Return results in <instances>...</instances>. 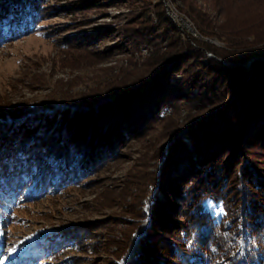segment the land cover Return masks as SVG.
I'll return each mask as SVG.
<instances>
[{"label":"rangeland","instance_id":"374dc122","mask_svg":"<svg viewBox=\"0 0 264 264\" xmlns=\"http://www.w3.org/2000/svg\"><path fill=\"white\" fill-rule=\"evenodd\" d=\"M10 1H5V8L14 6ZM33 1L38 14L31 28L11 37L0 34V123L11 119L8 112L14 108L36 112L40 107L46 111L81 105L96 109L97 104L113 108L114 96L146 85L173 53L186 51L183 41L194 39L207 46L205 59L221 60L217 53L232 59L264 48V42L254 40L264 33V0ZM213 45L217 53L210 49ZM251 61L243 65L249 67ZM175 87L168 92L170 104L165 97L158 99L157 107L158 102L152 103L150 110L138 113L136 109L130 131L115 145L98 146L96 155L83 156V168L75 170L80 177L70 180L64 172L62 184L52 185L50 191L0 209L4 217L0 232L6 233L0 237V255L15 245L18 251L12 257L19 256L46 237L50 244L62 245L49 264H123L128 260V253L143 239L142 232L136 231L143 209L150 212L155 194L163 197L158 188L173 133L187 131L224 103L213 97L196 105L199 99L188 100L184 90ZM48 138L23 145L24 154L33 151L31 160L41 161L44 170ZM78 143L71 144L85 151ZM251 152L261 168L258 159L264 161V148ZM206 206L217 219L221 217L220 203L207 200ZM168 250L166 243L162 252ZM159 259L155 252L150 264L155 260L159 264Z\"/></svg>","mask_w":264,"mask_h":264},{"label":"trees","instance_id":"16d2710c","mask_svg":"<svg viewBox=\"0 0 264 264\" xmlns=\"http://www.w3.org/2000/svg\"><path fill=\"white\" fill-rule=\"evenodd\" d=\"M5 1L9 0H0V34L11 37L30 29L38 14L34 1L11 0L15 3L9 9ZM254 40L264 42V33L259 41ZM190 41H181L186 51L173 53L146 85L114 96L113 108L97 104L96 109L83 105L53 111L40 107L37 112L28 107L10 109L11 119L0 123V147L5 149L0 156V209L50 191L52 185L62 184L65 173L70 180L80 177L75 170L83 168V156L96 155L98 146L115 145L130 131L135 115L150 110L159 98L166 97L164 102L170 104L168 92L177 85L176 90L181 87L188 100L201 101L196 105L211 102L213 97L224 103L189 125L187 131L173 133L158 188L163 197L155 194L150 212L143 209L136 230L143 239L122 263L150 264L156 252L159 264H264V161L258 159L263 164L258 167L251 152L264 148V48L228 59L215 52L218 48L213 45L209 48L221 60L214 56L205 59L208 47ZM247 61H251L249 67L243 65ZM136 109L140 111L136 113ZM46 137H50L44 143L49 159L44 170L41 161L31 160L33 151L24 154L23 145ZM77 142L85 151L71 144ZM207 200L221 204L219 219L207 209ZM42 241L5 264H49L62 245L50 244L46 237ZM166 243L169 252L163 253ZM129 246L127 240L125 247Z\"/></svg>","mask_w":264,"mask_h":264},{"label":"snow or ice","instance_id":"6c2138e0","mask_svg":"<svg viewBox=\"0 0 264 264\" xmlns=\"http://www.w3.org/2000/svg\"><path fill=\"white\" fill-rule=\"evenodd\" d=\"M6 235L5 232H0V237H4ZM18 251L15 245L11 247H6L5 254L0 256V264H5V261L9 260L16 252Z\"/></svg>","mask_w":264,"mask_h":264}]
</instances>
